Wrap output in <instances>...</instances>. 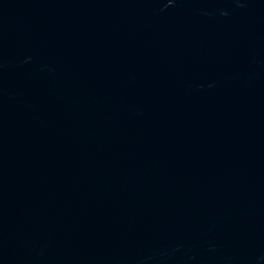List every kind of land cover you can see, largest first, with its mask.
Here are the masks:
<instances>
[{"label":"water","instance_id":"obj_1","mask_svg":"<svg viewBox=\"0 0 264 264\" xmlns=\"http://www.w3.org/2000/svg\"><path fill=\"white\" fill-rule=\"evenodd\" d=\"M0 264H264V0H0Z\"/></svg>","mask_w":264,"mask_h":264}]
</instances>
